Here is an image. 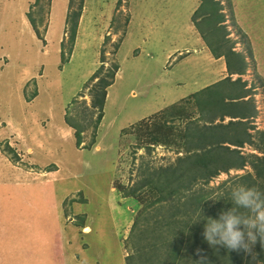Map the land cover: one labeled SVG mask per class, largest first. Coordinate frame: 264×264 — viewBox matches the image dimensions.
<instances>
[{"label":"rangeland","instance_id":"rangeland-1","mask_svg":"<svg viewBox=\"0 0 264 264\" xmlns=\"http://www.w3.org/2000/svg\"><path fill=\"white\" fill-rule=\"evenodd\" d=\"M34 2L0 0V121L6 126L2 118L11 117L16 127L0 135V264H156L171 233L166 221L156 227L160 232H150L143 220L169 204L149 188L136 191V198L124 194L143 169L173 167L186 156L183 132L199 115L187 95L227 73L225 58L210 60L215 56L208 46L220 50L223 44L244 58L240 81L250 87L256 110L247 131L258 142L264 131V0H212L203 4L212 20L196 14L201 0H84L76 47L68 41V0H55L47 37L49 0ZM114 65L97 120L89 91L96 79L90 77L102 66L99 76L109 79ZM224 85L213 89L222 93ZM16 133L26 136L24 145L12 142ZM241 153L260 154L250 143ZM240 175L259 182L247 163L220 173L206 188L217 194L222 182L240 185ZM178 222L176 231L186 220ZM173 242L170 257L191 264L179 253L185 246Z\"/></svg>","mask_w":264,"mask_h":264},{"label":"trees","instance_id":"trees-1","mask_svg":"<svg viewBox=\"0 0 264 264\" xmlns=\"http://www.w3.org/2000/svg\"><path fill=\"white\" fill-rule=\"evenodd\" d=\"M37 2L38 0L35 4ZM201 2L202 7L196 14L206 19H215L213 11L210 12L209 9L203 7V4L206 3L213 4L212 0H201ZM83 8L84 0H68L65 23L69 24L68 41H70L71 47L75 41L78 21ZM221 17L222 15L218 20ZM28 19L38 34L34 21L30 17ZM208 47L216 58H225L227 75L218 82L225 84L222 93L214 91L213 88L218 84L216 83L189 95L198 107L199 115L197 119L189 121L190 124L185 127L183 132L182 140L184 141L183 147L187 152L186 156L179 157L178 165L173 167L148 171L143 169L141 171L144 174L143 178L127 189L124 194V197L136 198V191L149 188V190L155 191L157 200H164L169 204V208L164 209L162 206L154 208V211L148 213L143 220L146 231L150 232L154 230L160 232L159 229L166 221L167 231L171 233V241L168 240V244L163 247L162 254L164 255L160 253L161 259L156 264H176V257H170L171 254H169L174 240L180 241V244L185 246L184 251L179 253L182 254L181 258L187 259L191 264H196L201 255L206 256L209 264H256L252 257L243 251H230L220 246L212 247L203 237L202 239L197 237L198 232L204 228L206 217L218 218V214L222 210L226 211L232 207L231 190L235 182L231 184H227L226 181L222 182L216 188L219 192L215 194L212 189L206 188L212 178L233 169L241 170L248 163L259 182L249 180V175H240L236 178V182H240V185L264 190V131L258 133L257 143L250 140L251 135L247 131V126L249 121L255 117L256 110L249 97L250 87L244 88V83L240 81V76L244 73V58L231 47L223 48V44L220 50ZM116 68L114 65L108 71L109 79L99 76L102 66L90 77L91 81L96 79L89 91L91 107L100 111L97 120L102 117L107 88L113 83ZM234 74L238 76L233 80L231 76ZM202 93L203 95H198ZM225 117L229 120L224 123ZM70 125L77 128L75 124ZM249 128H252V125H249ZM248 143L252 144L260 154L243 155L241 151ZM178 212L180 215H177ZM178 219H185L186 222L176 231L175 225L179 224ZM172 225L175 226L174 230ZM174 234H178V236L175 238ZM198 249L201 250L200 254H197ZM253 252L258 254V259L261 260V264H264V249L259 243L256 244ZM157 253H159L158 249Z\"/></svg>","mask_w":264,"mask_h":264},{"label":"clouds","instance_id":"clouds-1","mask_svg":"<svg viewBox=\"0 0 264 264\" xmlns=\"http://www.w3.org/2000/svg\"><path fill=\"white\" fill-rule=\"evenodd\" d=\"M231 205L226 211L222 210L218 218L206 217L202 233L204 240L212 247L243 251L256 264H261L253 249L257 243L264 249V190L237 185L231 190ZM200 253L198 249L197 254ZM196 264L209 262L201 255Z\"/></svg>","mask_w":264,"mask_h":264},{"label":"crops","instance_id":"crops-1","mask_svg":"<svg viewBox=\"0 0 264 264\" xmlns=\"http://www.w3.org/2000/svg\"><path fill=\"white\" fill-rule=\"evenodd\" d=\"M54 2H55V0H50V3H49V7H48V14H47V28H46V31H45V36L47 37L48 36V34L50 33V30L52 29V24H53V8H54ZM233 4H234V2H233ZM65 12H66V14H67V11H68V8L66 7L65 8ZM84 10H85V7H84V9H83V13H84ZM23 22L25 23V24H28V22H27V20H23ZM30 24V23H29ZM30 26H31V24H30ZM46 27V26H45ZM76 39V38H75ZM77 41V40H76ZM76 41H75V47H76ZM70 53H72V51L70 52ZM219 58H215V57H213V56H211L210 57V60H213L214 62H217V60H218ZM222 72V71H221ZM227 75V73L224 75V77ZM235 75V77L232 75L231 77H232V79H233V77L234 78H236L238 75L237 74H234ZM223 78V77H222ZM28 82H31V80H29ZM28 84V83H27ZM190 94H192V93H190ZM190 94H188L187 96H189ZM187 96H183V98H185V97H187ZM227 118V117H226ZM3 119V124H5L6 126H4V125H2V123H1V121H0V123H1V125H2V127H4L2 130H0V135H3L4 134V132L5 133H7L9 130V128L10 129H16V127H14L13 125H12V122H11V117H6L5 118V116L2 118ZM1 127V128H2ZM12 138H15L16 140H12V142H15L14 144H19V145H24L25 144V142H24V138H26V136H24L22 133H16V135L15 136H12L11 137V139ZM6 140H10V139H6ZM10 142H11V140H10ZM34 143V146L36 145H39L38 143H40L39 141H37L36 139L33 141ZM36 148H38V149H40V147H36ZM25 150H29V152H32V148L31 147H29V146H26L25 147ZM88 226V225H87ZM92 230V229H91ZM90 231V230H89ZM89 231H88V233H89ZM91 232V231H90ZM85 234H87V233H85ZM79 264H82L81 262H79Z\"/></svg>","mask_w":264,"mask_h":264}]
</instances>
